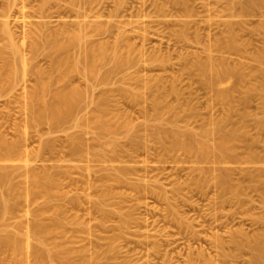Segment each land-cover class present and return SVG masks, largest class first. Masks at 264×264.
Wrapping results in <instances>:
<instances>
[{
    "label": "rangeland",
    "instance_id": "374dc122",
    "mask_svg": "<svg viewBox=\"0 0 264 264\" xmlns=\"http://www.w3.org/2000/svg\"><path fill=\"white\" fill-rule=\"evenodd\" d=\"M0 1H1L0 2V4H1L0 9H1V7L4 6L5 0H0ZM7 1H9V0H6V2ZM19 1L20 0H14V2H13V0H12V2H13L12 6H14V7L11 8L12 14L10 16V18H11L10 21H13L12 18H15V20L17 21V22L15 21V22L10 23L12 26V29L14 30V32L16 34L15 36H16L17 41H19L20 38L22 37V30L24 28H26V27H22L21 17H20L19 12L17 11L19 6H20ZM49 1H53V2L55 1V3H56L54 6V3L52 5V3L50 2L51 5L54 7L51 6L52 8H50L49 7L50 5H49L48 8L46 9V12L48 13L49 17L47 16V17L36 18V17H32V16H27L24 18V20H26V21H29V20L30 21H32V20L33 21L34 20H41L42 21L43 20L44 21L47 19V20H49L50 23L47 20L46 21L50 25H52V27H56L57 24H55V23L57 22L58 18L60 19L62 17L61 19H64L66 16V19L68 18V20H70V18L73 19L72 16L68 17V14H66V13L71 12L69 7H73V5H72L73 0H69V1L68 0H63V1L62 0H48V2ZM56 1H58V3ZM80 1H82V0H80ZM155 1H156V3L161 2V0H143V1L142 0H97V2H96V0L92 1L91 4L93 5V8L94 9L99 8L100 10H103L102 12L105 13L104 15H107L109 12H112L113 9H115V11L113 10L114 12H119V10H120V12H119L120 17L119 16L118 17H119V19L122 18L121 19L122 21L124 20L123 22L125 25H123L122 21L120 23L118 21H116V17H112V20L114 22L119 23L123 27V29H126V30L128 29L127 31L133 29L132 31L135 32V30H134L135 28H138L136 30H139L141 28L139 30V32H141V33H139V34H143L145 32V36L144 37L138 36L137 35L138 31H136L135 32L136 34L134 33L136 36L132 35L134 37H131V42L132 43L134 42L136 44L135 45L136 49L134 48L135 51L133 50V53L131 54V55H133V57H135V59L133 58V61L131 62L133 64L128 63L130 65L125 64L122 66H117L118 68H116V66H113L114 62H112L114 58H111V60L108 59L111 62L110 66H109V63L107 65L106 62H105L106 64L103 63V64H101V66H98V71H99L100 75L97 74V75H99V76H97V77H99L98 80H95L97 77L95 79H93V81L95 80V83H96V81H99V79L101 78V75L105 72V69L108 70V68L110 67L109 70L112 72H110L111 75L108 76L110 78L109 80H107L106 82H102L100 79V81L102 83H100V82L96 83V86L98 84L99 85L97 88L95 87L93 94L90 93V95L87 94L90 90H87L85 92V89H86L85 88L86 87L85 81L86 80L84 79V77L81 76V73H79L77 71H75L77 73L72 72V74H74V76L70 73L69 76L65 79V81H63V80L59 79L57 70L54 67L55 65L53 66L54 68L52 69V76H53V78H52V80H53L52 81V85H53L52 89L61 88L63 84L67 83V81H69L68 83H71V84L73 83L78 87L80 86V84H81L80 87H82L84 85V87L81 88L84 90L83 96H82L83 98L82 97L80 98V100L82 99L83 101L79 100V102H78L79 104L77 103V105H76L77 108L75 107L73 114L70 117L62 119L63 122L61 120L56 125L50 123V124L38 125V127L34 126V128H31V127L27 128L24 126V123H25L23 121L24 120L23 119L24 113L22 112L21 104L19 103V101H20L19 92L20 91L18 89H12V90H5V91L0 92L1 93L0 94V136L4 135L3 137H6V138L8 137L7 139H9V140H10V138L13 139L16 136L15 134H17V136L19 135V136L23 137L22 141H24V144H25L24 146L28 147V148H26L27 151L29 149L28 154L31 157L30 158L31 165L33 163L34 165H32V166H34V167L40 166L41 168L40 167L39 168L41 170H42V168H43V170H45L44 169V167H45L48 171L47 173H49V174L53 173L52 177L54 176L55 179H57V180L59 179L58 180L59 181L58 186H60V187L55 189V193L52 195L53 197L51 198V200L48 199L45 201L44 198L40 197V198H37V199L29 202L30 204H29L28 208L30 210L28 212V215L30 214L33 216V212L36 211V209H38L39 207L43 208L42 206H46L49 208L48 213H46L47 215L50 213L52 214L54 212L55 205H60L61 208H63L65 206L66 208L64 207L63 209H61L60 216H61V219L65 223L66 233H68V235H69L73 231V234H74V229L76 227L77 228L80 227L83 230L86 228L84 231L85 233L83 232V230L80 231V235L82 236V234H85L87 236V238H85L83 235L82 238L79 239L80 241L78 240L81 243L77 242V240H76V243H75V241L73 242V246L76 249H78V248L79 249H83V248L87 249L85 251L86 252L85 255L87 254L85 259H87V260L83 259L84 262L81 263L82 260L79 259V261L78 260L74 261L73 264H186L187 259L189 260V257L192 258V261L194 259L195 264H211V263L212 264H251V261L253 259L252 258L253 253H252L250 246L247 245L248 247L246 246L245 248H244V246L241 248H237L236 246H234L235 245V243H234L235 237L238 238L241 235L245 236L243 238H247V240L250 241V245H251V243L254 244L257 241H261L263 243V249L260 253V259L258 260L257 263L264 264V229H263L264 228V224H263L264 223V218H263L264 217V184H263L264 179L262 181L263 183L261 182L259 185H257L258 187L260 186V188L255 186V189H254V186L252 185L253 186L252 187L250 185L252 183H250V180L248 181V179H250V178H248L247 174H246V172L249 171V169H250V171H252L251 169L253 168V171L256 170V172L261 173L262 177L264 178V167H263L264 166V158H263L264 157V154H263L264 153V103L261 102V98L259 99V97H260V95H258L259 93L258 92L256 93L253 91L249 95L250 97H248L246 102H244V103L238 102V104H236V108H237L236 111H238V112L235 111L234 116L232 115V117H231V121L232 122L236 121L235 122L236 125L240 124L241 127H243L242 129H245L247 131V138L246 139H248V140L246 141V143L243 146L241 145L242 147L240 146L236 149L237 151H235L233 157H231L230 159H227L225 161L220 160V158L215 159L216 156H210L212 158H210V157L209 158L212 161L208 158L207 160H209V161H207V160L202 161L203 162L202 163L201 161H198L193 154H189V155L185 154V153H183L182 150H178V153L181 155L182 159L185 162H183L180 157L178 159V156H180V155L176 154L177 159L179 160L178 161L174 154L172 155L174 157L170 156L171 154L166 156V153L161 151V149L159 150V148H158L159 145L156 143V141L153 138H151L152 136L150 137V135H149L150 133H149V129H148V126H150L154 123H157V122L161 123V126L164 130L165 137L169 138L167 136H169L170 133H172V129L174 131H182L183 129H186L187 126H188V128H190L192 126L191 129L199 131L198 129H201L202 126H203L202 129H204V127H205V129H209L208 127H210V128L213 126L215 127L216 124H218V122H220V123L222 122L220 120H222V115L225 114V106L221 105L222 103L219 100H217V98H215V95H216L217 90L219 89V86L221 87V89H224V88L227 89V87H229L231 85L229 81H233L234 77H232V78L229 77L230 78L229 81L226 79V80L222 81V83H218L219 85L213 84L211 87L208 85L202 84L200 82V80L198 79L199 76L196 74V71H192V70H194L193 68L191 70H189L190 68L188 67L190 65V63L192 65V63L195 61L194 59H196L197 57L198 58L203 57L201 55H204L207 57L208 54H210V55L215 54V56L213 55L214 57L212 56L213 57L212 59L215 58L214 59L215 62H216V60L218 61L219 58L221 57V58H224L230 65H234L237 63H243V65L245 64L244 65V68H245L244 73H245V77L246 76L248 77V80L246 79L247 77L246 78L244 77L246 79V82L249 83V81H251V83H253V85H255V86H257V85L261 86L262 85V87L264 88V86H263L264 85V79L262 78V76L264 77V74H262L264 71V60L262 59L261 61H259V60H256L254 57V53H256V51H259L260 49H262L264 47V46H262V45H264L263 44L264 43V31H263L264 30V28H263L264 27V0L263 1L262 0L256 1V6H258L259 4L260 5L258 6V9L256 6L253 7L252 10L256 9V10H253V12H252L251 8L249 7L250 8V10H249L248 6H247L248 10L245 13L240 10V4L249 5V0L248 1L247 0H227V1L226 0H217L218 2L216 0H210L211 1L210 3L208 2L209 0H191V1L189 0V6L192 4L191 2L194 3V5H193L194 7H192L193 9H191V7H190V9H191L190 11H192L190 13H188L189 11L184 7L185 11L188 14H191L189 16L187 15V13L183 14V12L180 13V14H182V16L178 15L179 13L177 14V12L176 13L172 12V11H176L177 10L176 8H178V9L182 8L180 3H177V5H176L174 3L175 1H173V0H172L173 3L171 2V0H162V2L159 3V6H160L159 7V6H157L158 3L156 4ZM240 1H242L244 3H242V2L240 3ZM61 2H63V3H61ZM213 2L215 4L217 3L216 6H215V4H213ZM118 3L120 5H117ZM149 3H151V4H149ZM36 4H39L38 0H28L27 5H25V7H24L26 14L32 12V10L35 8ZM57 4L58 5L60 4L59 8H58ZM121 4H122V7H121ZM154 4H155V6H154ZM174 4H175V6H174ZM66 5L69 7H67ZM115 5H117V7H115ZM15 6L17 8H15ZM162 6H164V7H162ZM196 6L198 9H196ZM200 6H202L201 8H203V6H205L206 8L204 7L203 9H201ZM232 6L235 8V10ZM63 7H64V9H63ZM156 7H159L160 10L157 9ZM223 7H225V9H223ZM242 7H243V5H242ZM210 8H213V10H211ZM215 8L216 9L218 8L219 10L218 9L216 10ZM55 9H57V11ZM69 10H70V12H69ZM183 10L180 9V11H183ZM204 10L207 11L206 14H205ZM236 10L237 11L240 10V11L237 12ZM152 11H153V14H151ZM157 11H158V14H157ZM161 11L164 13L161 14ZM166 11L168 12V14L170 16L173 15V17H170L169 15H167ZM197 11H199V12H197ZM208 11L209 12L211 11V12L209 13ZM230 11H232V13ZM58 12L60 14L64 15V17L63 16L55 17L59 14ZM106 12H108V13H106ZM114 12H112V13H114ZM195 12H197L201 16L197 15ZM145 13H147L146 16H145ZM218 13H219V15H218ZM239 13H241V15ZM49 14H51V15H49ZM140 14H142V15H140ZM154 14H155V16H153ZM13 15H14V17H13ZM162 15L163 16L165 15V16L163 17ZM205 15H207L208 17L210 16V17L207 18V17H205ZM175 16H176V18H175ZM191 16H192V18L190 21L188 19V17L190 18ZM195 16H197V17H195ZM104 17H106V16H102L103 19L107 18V17L106 18H104ZM165 17H168V18L164 19ZM179 17L181 19L184 18L181 21L186 20L187 23L189 20L190 21L189 23H191L192 26L194 25L193 27L197 28V31H195L196 30L195 28H194L195 29L194 30L193 27L192 28L189 27V26H191V24H187L186 27L187 28L189 27L190 30L188 29V31H187V29L185 28V31H186L185 34L186 35L182 34V32L184 33V31L180 29V20H179L180 18ZM161 18H163L162 20L163 21L165 20L166 23L172 21L171 19L174 18L176 20V23L174 22L175 20L173 19V23L172 22H170V23H172V24L175 23V25H172L169 23L166 24L165 22H163L161 24V22H162ZM196 18L197 19L199 18V19L197 20ZM200 18H202L201 20H203V19H205V20L201 21ZM228 18H229V20H228ZM244 18H245V20H242ZM128 19L132 20V21L134 20V22L138 21V23L135 22V24H134L132 21H129ZM177 19L179 21H177ZM194 19H196V21ZM221 19H222V21H221ZM232 19L234 21L238 20L237 22L234 23V25L237 26L235 29H232V28H234L233 24L231 26L232 27L231 28L232 33L238 31L237 33L233 34V37L238 41L240 40V38L241 39L243 38L242 41L247 40L246 42L244 41V43L241 42V44H239L241 40L238 42V45L236 48L240 47V45H241V47L238 48L239 49L238 53H237V49L234 48V50H233V48L231 49L230 47L224 46V44H223L224 41L222 42V40H221V39H223V37L225 38L227 35L230 34L228 32V29L226 28V25L224 27V23H222V22L223 21H231V23H233ZM127 20L130 23L132 22V24H134V26L131 27V24ZM153 20H154V22H153ZM192 20L194 21V23L192 22ZM206 20H209V21H206ZM219 20H220L221 24H223V25L219 26V24H220ZM147 21H149V22H147ZM151 21H152V23H150ZM204 21L208 24H206ZM216 21L218 22L216 24L218 26L214 25L216 23ZM140 22H141V24H140ZM197 22H198V24L200 22V24H199L200 26L197 25ZM212 22H215V23H212ZM211 23L214 26L219 27L217 29L214 28L216 30L215 32L217 34H219L218 29L222 28L221 29L222 31L220 30L221 31L220 33L224 32L222 35L223 37H221V34L216 36V33L213 32L214 29L212 30V28L214 26H210V25H212ZM240 23H241V25H240ZM259 23H263V25L259 26L260 25ZM136 24H139V25H136ZM242 24H244V25L242 26ZM141 25H144V27L151 26L152 29L150 27L149 28L148 27L143 28V26L141 27ZM168 25H172L171 27H172V30H174V32L171 30V27H169ZM201 25H203L204 27ZM239 25H240V27H238ZM125 26H126V28H125ZM129 26L131 27V29ZM136 26H139L140 28L136 27ZM206 26L207 27L209 26V28H206ZM253 26L255 28L252 30ZM256 26L257 27L259 26V27L257 28ZM244 27H245V29H244ZM247 27H248V29H247ZM168 28H169V30H168ZM177 28L180 30H178ZM210 28H211V30H210ZM239 28L240 29L243 28V29L240 30ZM259 28H261V29H259ZM201 29L203 30V32ZM204 29H207V30H204ZM158 30H159V33H157ZM175 30L177 31V33L175 32ZM208 30L210 31L209 33L213 32L214 38L212 35L211 36L214 40L216 37H219V36L221 37V39L219 38L221 40V44L223 45V46L220 45L221 50H217V49H219V47H216V45L213 44V43H215L214 40L211 43L212 38L209 40V38L211 36H209L210 34L207 33ZM223 30H225V31H223ZM152 31H154L155 33ZM178 31H181V32H179V34H178ZM194 31L196 32V34H198L199 32H202V33H199L198 36H200V34H201V36L203 35V37L205 39L203 37H200L198 39V36L195 34ZM259 32H260V34H259ZM203 33H205V34H203ZM251 33L253 35H251ZM187 34L191 38V40H189L190 38L187 36ZM193 34L196 35V38ZM240 34H241V36H239ZM247 34H250V36ZM177 35H179V37ZM180 35H183V36H180ZM184 35L186 36L185 39H183V37H185ZM174 36H176V37H174ZM206 36H208L209 38ZM135 37H138V39L137 38L135 39ZM206 38L210 42L206 41ZM3 39H4V37H3ZM3 39L0 38V46H2L6 42V39L5 40H3ZM175 39H176V41H175ZM193 39L195 40L194 42L192 41ZM200 39L202 41H200ZM254 39H255V41H254ZM110 40H112V38ZM190 41L193 42L192 46L189 45V44H191ZM197 41H198V43H197ZM186 43H189V44H186ZM210 43L215 45L214 48L216 47V49H213V47L210 45ZM245 43L247 45L244 46ZM183 44H186V45H183ZM194 44H198L197 47ZM206 44H209V46H211L210 50L205 49V47L207 48ZM5 45H6V43H5ZM186 47H188V48H186ZM246 47H247V49H246ZM72 48H73V50H72ZM72 48H71L70 52L72 51V54H75L77 51V50H75L76 49L75 46ZM195 48H196V50H195ZM242 48L243 49L245 48L244 49L245 52H243ZM211 49H212V52H211ZM240 49H241V51H240ZM41 50H40V52H42L41 54L48 52V49H43L42 51ZM183 50L187 53H185ZM254 50H256V51L254 52ZM136 51H138V52H136ZM139 51H140V53L142 52L140 55L138 54ZM40 52H39V54H40ZM246 52H248V53H246ZM160 53H162V54H160ZM41 54H40V56H38V57H40L39 63L43 64V65L45 63V65H46V59H44V56H42ZM50 55H51L50 59H52L53 61H54V58L57 57V56H55L57 54L52 53V52H50ZM138 55H139V57L140 56L141 57L140 58L136 57ZM160 55L162 57H164V59L168 55L166 58L167 62H166V60L161 59L162 57ZM198 55H200V56H198ZM38 57H37V59H38ZM41 57H43V58H41ZM147 58L148 59L150 58V60H148ZM158 58H159V60H158ZM40 59H42L44 61V63H42L43 61L42 60L40 61ZM136 59H138V60L136 61ZM200 59H202V58H200ZM203 59H205V57H203ZM160 60H162V61L159 64ZM191 60H193V62ZM236 60H237V62H236ZM240 60H241V62H240ZM148 61H149V63H148ZM152 62H153V64H152ZM161 64H163V65H161ZM191 65H190V67H191ZM82 66H83V64L81 65V67ZM111 66H113L117 71L115 69H111L112 68ZM248 66H249V68H248ZM81 67H80V70L82 71ZM99 67H101L100 70H99ZM104 67H105V69H104ZM186 67H188V69ZM101 69H104V72H101ZM248 70H250L252 73ZM260 70H261V72H260ZM209 72H208V74H209ZM210 75H212V74L210 73ZM148 76H150V77H148ZM76 77H77V79H76ZM152 77L153 78H160L161 82L159 80L158 81L159 83L157 82V84H159V86L161 88H164V89L166 88V90H167L166 95H167V99L169 100V103L168 102L167 103L170 104L169 106H171V107H168L167 109L170 108V110H171V111L169 110L170 112H168V110L166 109L167 112L165 111V113L161 112V114H159L155 111L153 105L151 104V101H150L151 99H150V95L148 94L149 93L148 89L145 88V84L143 86V83H144L145 79H150V78L152 79ZM141 78H143V79H141ZM169 78L172 82L169 80ZM261 78H262V80H261ZM79 79L81 82L79 81ZM88 79L92 80L90 77H88ZM173 80H174V82H173ZM30 81H32V80H27L26 83L31 84L33 82V81L30 82ZM87 82H90V81L87 80ZM108 82H110V83H108ZM77 83L78 84L80 83V84L77 85ZM141 85H142V87H141ZM172 85H175L176 88L181 90L180 91L181 93L179 92L178 94H176L179 99L181 98L180 100L177 99V97H175V94H172V92H169L170 91L169 87H171ZM222 85H223V87H222ZM53 87H55V88H53ZM132 87L133 88L135 87L134 90L138 89V91H140V93L142 92V94H143V95L140 94V96H139L140 98L138 97V99H135L136 101L134 99H132L130 97V95L128 94V90L132 89ZM121 90L123 93L121 92ZM103 91L107 95L110 96L111 101L109 99H108V101L111 103L110 104L108 103V104L110 105V107H112V109L113 108L116 109V110H114V109L113 110L115 112H117V117H118L117 120H119V119L121 120L122 117H124L123 114H125V117L129 119V121L132 125V128H131V125H129L130 127L128 126L127 128H126V126L123 125V126L117 127V131H116V129L112 132L109 130H103L104 132L102 133V131L98 130V128L95 126L96 124L94 122L92 123L91 114H93V112L96 111V109H97L96 108V106H97L96 100L99 97L100 93H104ZM183 91L184 92L186 91V92L184 93ZM168 92L170 93V95ZM84 94H85V97H87V98H84ZM9 95H11V96H9ZM86 95H88V96H86ZM92 95H94L93 96V98H94L93 103H92V99H91ZM182 95H184V96H182ZM238 96L240 97L239 94L238 95L235 94L236 98H239ZM8 97L9 98L11 97V98L9 99ZM90 99H91V101H89ZM140 99H142V100H140ZM167 99H166V101H167ZM187 102H189V103H187ZM16 103L17 104L19 103V106H17ZM177 103H178V106H177ZM181 103H182V106H179ZM84 104H85V106H84ZM183 104H185V106ZM243 105H244V109H243ZM183 106H184V109L182 108ZM172 107H173V109H172ZM178 107L182 108L181 109L182 111L180 110V108L177 110ZM186 107H188V108H186ZM78 108L79 109L81 108V109L79 110ZM91 110H92V112H91ZM189 111H191L192 113H190ZM196 111L199 112V114ZM115 112H114V114H115ZM172 112H174L177 117ZM82 114H84V115H82ZM114 114L111 115L112 118L113 117L116 118V116H114ZM160 115H162V116L160 117ZM179 115H181V117ZM194 115H196V117ZM78 116H80V117H78ZM173 116H174V118L175 117L176 118L174 119ZM242 116H243V118H241ZM171 117L173 118V120H171L172 119ZM80 118L82 121L80 120ZM21 119H23V120H21ZM261 119H262V121H260ZM78 120H79V122H78ZM174 120H176V121H174ZM17 124H20V125L22 124V126H20V125L17 126V128L20 129V131L18 129L16 131V125ZM223 124H224V122H223ZM13 125H15V127H13ZM48 125H49V128H48ZM256 125H257V127H256ZM41 127H42L43 131L45 130L44 132L41 130ZM259 127H261V128H259ZM167 128H169V129H167ZM23 129H25V131L27 129V132L24 133ZM170 129H171V131H170ZM22 131L24 134L22 133ZM115 131L117 133H114L115 135L112 134ZM135 131L138 133L139 138L141 139L140 140L141 141L140 148H138L139 147V145H138V147H136V150H135V148H132L133 146L132 147L130 146V141H129L131 133H134ZM25 134H26V136H25ZM13 135H15V136H13ZM31 135H33V136H31ZM40 135H42V136H40ZM109 135H111V136H109ZM39 136H40V138H42V140L39 138ZM74 136H75V138L77 136L80 137V139H81L80 141L83 142V144H81V145H83L82 148L80 146L82 151L79 150L78 155H77V153L72 154V152H69L70 148L68 145L71 144L69 141L74 139V138H72ZM140 136H143V139L145 138L146 140L145 139L142 140V137H140ZM109 137H110V139L113 138L114 140H116L117 143L119 142L118 149L122 145V146H124V148L127 151L130 150V149H128L129 147L134 149V150L131 149L132 153H131V151H129L130 153L128 152V154H127V152L123 153L125 151V149L123 148L124 149V150L122 149L123 152L120 149V151L122 153L121 152L117 153V152H115V150L111 151L112 152L111 153L109 151V149L111 148V145H109V141H110V139H108ZM43 139H47V140L51 141L53 144V148L51 149V151L50 150L44 151L42 154V152L40 153L39 152L40 150L38 149V147H39L38 143H40L38 140L43 141ZM77 139H79V138H77ZM106 139H108V141H106ZM258 139H259L260 143H259ZM248 141H250V142L248 143ZM128 142H129V146H128ZM26 143H28V144H26ZM247 143H248V145H247ZM103 144L105 145V147ZM88 145L91 147H88ZM252 145L253 146L255 145L257 148L255 146L253 147ZM29 146L31 148H33V151L34 150L36 151V149H37L40 154L38 153V156H37V154H36V156L34 155V153H37V152H34V153L32 152L30 154L31 149ZM156 146H158V147H156ZM247 146H249V148ZM34 147H36V148H34ZM100 147H102V148H100ZM107 148H109V149L107 150ZM254 148H256V149H254ZM89 149H90V151H89ZM111 149H113V148H111ZM148 149H149V151H148ZM52 150H54V151H52ZM101 150L102 151L105 150L104 151L105 153L102 152ZM154 150L157 151V155L155 154L156 152ZM239 150H241V151L239 152ZM247 150L248 151H250V150L256 151L257 155L259 154V156H257L259 158L255 159L256 160V161L254 160L255 162L249 161L248 160V154H246V153H248ZM100 151L103 154H101ZM106 151H108V152L106 153ZM135 151L139 152V153H136ZM67 152H68V154H67ZM241 152H243V153H241ZM96 153H97V155H96ZM116 153L120 157L117 158ZM133 153L134 154L136 153V154L134 155ZM175 153H177V151ZM70 154H71V156H70ZM121 154L122 155L124 154V155L122 156ZM131 154H132V156L133 155L134 156L132 157ZM242 154H243V156H241ZM33 155H34V157H33ZM93 155H94V157L95 156H98V157H96L94 159ZM106 155L108 156V158ZM129 155L131 156L130 158H132V159L129 158ZM161 155H163V156H161ZM184 155H187L189 162L186 161V159H187L186 156H185V158H183ZM67 156H68V158H67ZM81 156L85 157V158H82ZM168 156H170V157H168ZM32 157H33V159H32ZM37 157L38 158L40 157V159H37ZM189 157H192V159L190 158L192 161L189 160ZM213 157L215 160H213ZM242 157H245V158H242ZM35 158H36V160H35ZM124 158H125V160H124ZM136 158H139V159H136ZM163 158H165V159H163ZM167 158H169V159L167 160ZM193 158L195 159V162H194ZM77 159H80V160H77ZM116 159H119V160H116ZM174 159H175V161H174ZM240 159L242 161H247V162H242ZM243 159H245V160H243ZM261 159H263V160H261ZM161 160H162V162H161ZM196 160H197V162H196ZM217 160H218V162H217ZM171 162H173V163H171ZM210 162H212V163H210ZM12 163H14V162H12ZM78 165H81V166H78ZM85 165L86 166L88 165L87 167L88 168L91 167V168L88 169L87 167H85ZM105 165H107L108 167ZM170 165L173 167V169ZM101 166H102V168H101ZM113 166H115V167H113ZM131 166H132V168H128ZM164 166L167 168L164 169ZM200 166H202V167H200ZM38 167H36V168H38ZM68 167H69L70 171L68 170ZM79 167H80V170H79ZM103 167H105V168H103ZM121 167L123 169H125L127 172V173L123 172V173H125V175L123 176L125 178V179H123L124 181L122 180V181L118 182V181H113V180L108 181V180H106V178L104 179V177L107 176V173L109 171H116L118 168H121ZM125 167H127L130 170L132 169L133 171L131 170V172H130ZM21 168L19 167V169H18L15 166H11V165L8 166V168H7V169H9V171L11 170L10 173L12 175L10 174V176H11L10 177V183L13 186H20V187L23 186L22 182H24L23 177L25 176V173H24L25 169L24 168L21 169ZM64 168L66 170H68L69 172L68 171L66 172V170ZM115 168H117V169H115ZM229 168H230L229 172H231L230 175L232 174L231 176L232 177L234 176L233 177V178H235L234 180L241 182V188L239 191H241V189H242V191L245 190V191H243V193L241 191V192H237L238 194L235 195L234 193L232 194L231 192H227V190L224 191V193H223V190L218 188L219 186H217V183L215 182L218 173L221 171H224V169L226 170ZM254 168H256V169H254ZM125 170H123V171H125ZM204 170H205V172H204ZM209 170L210 171L212 170L211 171L212 173L209 172ZM213 170H214V172H213ZM105 171H108V172H105ZM20 172H22L23 175ZM201 172L204 174L202 175ZM136 173H139V174H136ZM205 173H206V175H205ZM108 174H110V172ZM213 174H215V175H213ZM91 175L93 177H91ZM186 175H189L188 178H186L187 177ZM204 175L205 176L208 175V177L205 178ZM62 176H64V177H62ZM136 176H138V177H136ZM196 176H199V177L197 178ZM190 177H192L193 179L197 178L199 180V182L201 181V179H203L204 182L202 180V184H200V186H198L199 182H198V185H197V182H195V185H194V183L193 184L191 183L193 180H192V178L190 179ZM209 177H210V180H209ZM84 178H85V180H84ZM233 178H231V179H233ZM24 179H25V177H24ZM93 179H95V180H93ZM127 179H129V180H127ZM176 179H177V181H176ZM188 179H190V180H188ZM206 179L209 180L210 182L207 181ZM11 180H12V182H11ZM69 180H71V181L69 182ZM104 180H106V181H104ZM139 180H141L142 182L140 183ZM205 180L207 181L208 184L205 183L206 182ZM60 181H61V183H60ZM76 181H77V183H76ZM127 181L131 182V184L128 183ZM183 181H186V182H183ZM188 181H191V182L189 183ZM212 181H214V182H212ZM104 182L107 183V184H105L106 188L109 189L111 194H110V197L108 200L100 203L102 200L100 197L101 196L100 192H102L104 190H102V191H99V190H101L102 188L105 187V185L103 184ZM154 182H156V183H154ZM187 182L190 184V189H189V187H187V185H188ZM101 183L103 184L102 186H104V187H101ZM143 183L144 184L146 183L145 187L143 186L144 185ZM179 183H181V185ZM182 183L183 184L185 183V185H184V186H186L185 188H184ZM204 183H205V185H204ZM92 184H93V186H92ZM133 184H135L134 186L138 185V186H136V189L133 186ZM155 184H158L157 187H159V184H160L162 186V188L159 187L158 188L159 190H157ZM151 185H152L153 189H151ZM174 185H176V187L179 186V188H178L179 190L176 188L174 189L172 187ZM154 186H155L156 190H154L155 189ZM182 186H183V188H181ZM208 186H210V187H208ZM140 188H141V191H140ZM170 188H173V189H170ZM204 188H206V189H204ZM213 188H214V190H213ZM146 189H148V191ZM180 189H183V190L181 191ZM218 190H220V191L218 192ZM95 191L96 192L98 191V192L96 193ZM136 191H138V192H136ZM158 191H164V193L159 192V194H158L157 193ZM173 191H175V192L177 191V192L173 194ZM154 192L157 195H155ZM221 192L223 193L222 195L220 194ZM98 195H100V196H98ZM167 195L170 197L169 200L174 195L173 196L174 200L171 199L173 202H170L171 200L170 201L168 200ZM234 195H235V197H234ZM67 196H69V197H67ZM166 196H167V198H166ZM66 198H68L69 200ZM225 198H226V200H224ZM96 199L99 200V203ZM67 200H68V204H67ZM12 201L13 200H11L10 202H12ZM95 201H97V203H95ZM167 201H168V203H167ZM104 202H106L107 204L106 203L104 204ZM74 203H75V205H77V204L78 205L74 206ZM172 203H175V204H172ZM66 204H67V206H66ZM97 204H98V208H96ZM100 204L102 205L101 208H100ZM168 204L169 205L172 204V205L169 207ZM102 207H104L103 209H105V210H103V212H102ZM1 211H3V210H0V212ZM66 211H67V213H66ZM1 213L4 216H6V218H4V217L0 218V228L4 229L6 227V225L8 224L7 223L8 219H10L9 218L10 213L9 212H6L5 214H4V212H1ZM105 213H107L109 216L107 217V214H106V216L104 215L105 216L104 219L107 217L104 220L103 217L101 218V216ZM123 215H124L125 220L122 218ZM73 216H75V217L73 218ZM125 217H128V218H125ZM15 218H17V217H15ZM24 218H25V216H24ZM4 219L7 221H4ZM11 219H13V218H11ZM98 219H99V221H98ZM100 219L102 222L100 221ZM17 220H19V218L16 219V221ZM103 220H104V222H103ZM126 220H127V222H126ZM262 220H263V222H262ZM13 221H15V219ZM19 221H22V220H19ZM76 222L78 224H76ZM14 224L15 223L13 222L12 225H9V226L7 225L8 227H6V228H8L9 230H13ZM101 224H103V225H101ZM1 225H2V227H1ZM53 226H57V224H53ZM6 228H5V230L7 231ZM80 228L78 229V231L80 230ZM259 228H260V230H259ZM3 229H2V231L0 230V234H3L2 233V232H4ZM70 229H72V230L70 231ZM76 229H75V232L77 231ZM81 232H83V233H81ZM238 232H241V233H238ZM96 233H98V234H96ZM235 234L236 235L238 234V235L235 236ZM249 235H251V236H249ZM95 236H97V237H95ZM71 237H72V234L70 235V238ZM100 237H102L103 239H100ZM106 237H110L113 240L112 241L113 245L110 246L111 248L107 247L108 244L105 242V241H107ZM232 237H234V239ZM241 238L242 237H240V239ZM96 239L100 240V241H97ZM220 240L223 242H218ZM232 240H233V242L231 243ZM244 241L246 242L245 239H244ZM33 243H35V245L37 243L38 244L37 246L40 245V243H38L35 240L33 241ZM233 243H234V245H233ZM80 244L83 246V248L81 247ZM98 245L100 246V248L98 247ZM97 250L98 251L100 250L101 252L100 251L99 252L101 254L99 253L100 257L98 255L99 258L96 257L97 258V260H96L94 257V252ZM223 253H225V255ZM211 260H212V262H211ZM208 261L211 263H209ZM47 263H50V262H47ZM28 264H32V262H29ZM50 264H54V263L51 262Z\"/></svg>",
    "mask_w": 264,
    "mask_h": 264
},
{
    "label": "bare ground",
    "instance_id": "6f19581e",
    "mask_svg": "<svg viewBox=\"0 0 264 264\" xmlns=\"http://www.w3.org/2000/svg\"><path fill=\"white\" fill-rule=\"evenodd\" d=\"M26 1V2H25ZM20 0L19 2H20V6H19V8H18V12H19V14H20V17H21V25H22V27H26V28H24L23 30H22V37L20 38V40L19 41H17V39H16V34H15V32H14V30L12 29V26H11V22H15L16 20H15V18H12L13 19V21H10L11 20V18H10V16H11V8L12 7H14V6H12L13 5V2H14V0H13V2H12V0L10 1H7L6 2V0L4 1V6L3 7H1V9H0V38L1 39H3V37H4V39L3 40H5L6 39V45H5V43L2 45V46H0V92H2V91H5V90H12V89H18L20 92H19V98H20V101H19V103L21 104V110H22V112L24 113V115H23V119H21V120H23L25 123H24V126L25 127H31V128H34V126L36 127H38V125H43V124H57L58 122H60L62 119H64V118H67V117H70L72 114H73V111L75 110V107L77 108V103L79 102V100H80V98L83 96V92H84V90L83 89H81L82 87H84V85L82 86V87H80L81 86V84H80V86L78 87V86H76L75 84H71V83H68L69 81H67V83H65V84H63L62 85V87L61 88H56V89H52V78H53V76H52V69L55 67L56 68V70H57V73H58V76H59V79H61V80H63V81H65V79L69 76V74L71 73L72 74V72L74 73L75 71H77V72H79V73H81V76L82 77H84V79L86 80H84L85 82H86V89H85V92L87 91V90H90L87 94L88 95H90V93L91 94H93V92H94V90H95V87L97 88L98 87V85L96 86V83L98 82H100V83H102V82H106L107 80H109L110 78L108 77L109 75H111V73L110 72H112V71H110L109 69H110V67L108 68V70L107 69H105V67H104V69H105V72H104V69H101V72H104L102 75H101V81H100V79H99V81H96V83H95V80H98V78L99 77H97V76H99L100 74H99V71H98V66H101V64H103V63H107V65H108V63H109V66L111 65L110 63V60H111V58H114L113 59V61L112 62H114V64H113V66H116V68H118L117 66H122V65H130V64H128V63H131L132 61H133V58L135 59V57H133V55H131L132 53H133V50H134V48L136 47L135 45V43L133 44L132 42H131V37H134V36H132V35H135L136 33V31H138V33H137V35L138 36H140V37H144L145 36V32L143 33V34H139V33H141V32H139V30L141 29L139 26H136V27H139L140 29L139 30H136V29H138V28H135L134 30H135V32H133L132 30L133 29H131V27H133L134 26V24H135V22L136 23H138V21H135L134 22V20L132 21V20H129V21H132L134 24H132V22L130 23L128 20V22L131 24V27H130V29L131 30H129V31H127L126 29H123V27L119 24L122 20V18L121 19H119V12H120V10H119V12H114L115 11V9H113L112 10V12H114V13H112V12H106V13H108L107 15H104L105 13H103L102 11L103 10H100L99 8H96V9H94L93 8V5L91 4L92 3V1H95V0H82V1H80V0H73L72 1V5H73V7H69V6H67V7H69L70 8V10H71V12H70V10H69V12L70 13H66V14H68V17H70V16H72L73 17V19H71L70 18V20H68V18L66 19V16H65V18L64 19H61L62 17L61 16H63L64 17V15H62V14H60L59 12V14L57 15V16H55V17H61L59 20L57 19V22L55 23V24H57V26L56 27H52V25H50L49 23V20H32V21H26V20H24V18L25 17H27V16H32V17H36V18H38V17H47L48 16V13L46 12V9L48 8V6L50 7V8H52V7H54L55 6V1L53 2V1H49L48 2V0H38L39 1V4H36V6H35V8L32 10V12H30V13H27L26 14V12H25V10H24V7H25V5H27V3H28V0ZM63 1V0H62ZM69 1V0H68ZM143 1V0H142ZM173 1H175L174 3L177 5V3H180L181 4V6H182V8L184 9H182V8H176L177 10L176 11H172L173 13L175 12H177V14L178 15H180V16H182V14H180V13H182L183 12V14L185 13H187L186 11H185V8L189 11L188 13H190V12H192V11H190L191 9H193L192 7H194L193 5H194V3L193 2H191L192 4L189 6V0H173ZM173 1L171 0V2L173 3ZM191 1V0H190ZM217 1V0H216ZM227 1V0H226ZM248 1V0H247ZM256 1H258V0H249V5H245V4H240V10L241 11H243L244 13L245 12H247V10L249 9L250 10V8H251V10H252V8L253 7H255L256 6ZM263 1V0H262ZM1 2V1H0ZM6 2V3H5ZM37 2V1H36ZM52 3V5H53V3H54V6H52L51 5V3ZM57 3H58V1H56ZM96 2H97V0H96ZM151 2V1H150ZM161 2H162V0H161ZM161 2H157L158 3V5L157 6H159V3H161ZM195 2V1H194ZM200 2V1H199ZM198 2V3H199ZM202 2V1H201ZM209 3L211 2L210 0L208 1ZM207 2V3H208ZM218 2V1H217ZM231 2V1H230ZM242 1H240V3H241ZM50 3V4H49ZM61 3H63V2H61ZM121 3V2H120ZM144 3V2H143ZM155 3H156V1H155ZM156 3V4H157ZM167 3V2H166ZM229 3V2H228ZM242 3H244V2H242ZM258 3V2H257ZM30 4V3H29ZM28 4V5H29ZM142 4V3H141ZM149 4H151V3H149ZM175 4H174V6H175ZM201 4V3H200ZM199 4V5H200ZM213 4H215L214 2H213ZM217 4V3H216ZM216 4H215V6H216ZM232 4V3H231ZM248 4V3H247ZM1 5V4H0ZM58 5V4H57ZM60 5V4H59ZM58 5V8L60 7ZM117 5H120L119 3L117 4ZM117 5H115V7H117ZM161 5V4H160ZM163 5V4H162ZM172 5V4H171ZM184 5V6H183ZM203 5V4H202ZM208 5V4H207ZM229 5V4H228ZM242 5H243V7H242ZM260 5V4H259ZM258 5V6H259ZM52 6V7H51ZM154 6H155V4H154ZM167 6V5H166ZM225 6V5H224ZM231 6V5H230ZM247 6H248V9H247ZM258 6H256L257 7V9H258ZM121 7H122V4H121ZM160 7V6H159ZM159 7H156L157 9H159ZM162 7H164V6H162ZM169 7V6H168ZM177 7V6H176ZM185 7V8H184ZM190 7H191V9H190ZM199 7V6H198ZM202 6H200V8H201ZM205 6H203V8H204ZM233 7V6H232ZM250 7V8H249ZM15 8H17L16 6H15ZM33 8V7H32ZM57 8V7H56ZM149 8V7H148ZM203 8H201V9H203ZM206 8V7H205ZM220 8V7H219ZM230 8V7H229ZM234 8V7H233ZM239 8V7H238ZM237 8V9H238ZM63 9H64V7H63ZM118 9V8H117ZM116 9V10H117ZM121 9V8H120ZM153 9V8H152ZM170 9V8H169ZM180 9L181 10H183V11H180ZM196 9H198L197 8V6H196ZM211 10H213V8H210ZM216 9V8H215ZM218 9V8H217ZM216 9V10H217ZM223 9H225V7H223ZM227 9V8H226ZM56 11H57V9H55ZM54 10V11H55ZM143 10V9H142ZM147 10V9H146ZM160 10V9H159ZM158 10V11H159ZM162 10V9H161ZM166 10V9H165ZM172 10V9H171ZM174 10V9H173ZM200 10V9H199ZM207 10V9H206ZM219 10V9H218ZM233 10V9H232ZM234 10H235V8H234ZM233 10V11H234ZM239 10V11H240ZM253 10H256V9H253ZM253 10H252V12H253ZM13 11V10H12ZM118 11V10H117ZM156 11V10H155ZM158 11H157V14H158ZM168 11V10H167ZM166 11V12H167ZM194 11V10H193ZM203 11V10H202ZM205 11V10H204ZM225 11V10H224ZM237 11V10H236ZM239 11H237V12H239ZM61 12V11H60ZM149 12V11H148ZM165 12V13H166ZM171 12V11H170ZM169 12V13H170ZM197 12H199V11H197ZM197 12H195L197 15H200V14H198ZM201 12V11H200ZM206 12L207 11H205V14H206ZM209 12V11H208ZM211 12V11H210ZM209 12V13H210ZM231 13H232V11H230ZM256 12V11H255ZM151 13V12H150ZM155 13V12H154ZM164 12H162L161 11V14H163ZM172 13V14H173ZM187 13V15L189 16V15H191V14H188ZM202 13V12H201ZM214 13V12H213ZM212 13V14H213ZM224 13V12H223ZM243 13V14H244ZM52 14V13H51ZM51 14H49V15H51ZM64 14V13H63ZM65 14V15H66ZM122 14V13H121ZM143 14V13H142ZM142 14H140V15H142ZM151 14H153V11H152V13ZM194 14V13H193ZM204 14V13H203ZM211 14V15H212ZM227 14V13H226ZM240 15H241V13H239ZM249 14V13H248ZM253 14V13H252ZM53 15V14H52ZM56 15V14H55ZM138 15V14H137ZM147 15V13H145V16ZM167 15H169L168 14V12H167ZM214 15V14H213ZM218 15H219V13H218ZM217 15V16H218ZM246 15V14H245ZM102 16H106V17H104V18H106V19H103L102 18ZM119 16V17H118ZM122 16V15H121ZM153 16H155V14L153 15ZM163 16V15H162ZM165 16V15H164ZM163 16V17H164ZM170 16V15H169ZM201 16V15H200ZM204 16V15H203ZM230 16V15H229ZM234 16V15H233ZM238 16V15H237ZM244 16V15H243ZM249 16V15H248ZM10 19H9V18ZM13 17H14V15H13ZM49 17V16H48ZM52 17V16H51ZM112 17H116V21H118L119 23H117V22H114L113 20H112ZM118 17V18H117ZM170 17H173V15L172 16H170ZM184 17V16H183ZM195 17H197V16H195ZM205 17H207V18H209L207 15H205ZM19 18V17H18ZM168 17H165L164 19H167ZM175 18H176V16H175ZM178 18V17H177ZM180 18V17H179ZM185 18V17H184ZM183 18V19H184ZM187 18V17H186ZM191 18H192V16L189 18L188 17V19L191 21ZM246 18V17H245ZM245 18L244 19H242V20H245ZM160 19V18H159ZM163 18H161V20H162ZM170 19V18H169ZM174 19V18H173ZM173 19H171L172 21H170V22H172L173 23ZM183 19H179L180 20V29L181 30H183L184 31V33L182 32V34H185L186 33V31H185V28L187 29V31H188V29H189V27H193L192 26V24L191 23H189L190 21L188 20V23H187V21L186 20H184V21H181V20H183ZM197 19V18H196ZM196 19H194L195 21H196ZM199 19V18H198ZM197 19V20H198ZM202 18H200V20H201ZM259 19V18H258ZM19 20V19H18ZM56 20V19H55ZM156 20V19H155ZM175 20V19H174ZM178 19H177V21H179ZM203 20H205V19H203ZM203 20H201V21H203ZM228 20H229V18H228ZM233 20V19H232ZM251 20V19H250ZM124 21V20H123ZM122 21V22H123ZM206 21H209V20H206ZM221 21H222V19H221ZM238 21V20H237ZM237 21H234L233 20V23H231V21H223L222 23H224V27H225V25H226V28L228 29V32L230 33L229 35H227L225 38L222 36L223 35V33L224 32H222V33H220L222 30V28L221 29H218L219 31H218V33L219 34H217L215 31V29H217V28H219V27H216V26H218V25H216L218 22L216 21V23L215 22H212V23H215L214 25H216V26H214L212 23V25H210V26H214L213 28H212V30L214 29V31L213 32H215L216 33V36L217 35H220L221 34V37H223V39H221V37L219 36V37H216L215 38V40L213 39L214 38V36H213V32H211V33H209L210 31L208 30V32L207 33H209L210 35L209 36H213V38H212V36L209 38L208 36H206V37H208L209 38V40L211 39V43H212V41L214 40V42L215 43H213V44H215L216 45V47H219V49H217V50H221V46L220 45H222L221 44V40H222V42H223V44H224V46H227V47H230L231 49L233 48V50H234V48L235 49H237V53H238V48H240L241 47V45H240V47H238V48H236L237 47V45H238V42L240 41V43L239 44H241V42L242 43H244V41H242V39L240 38V40L238 41V40H236L234 37H233V34L234 33H237L238 31H236V32H231V26H232V24L234 25V23L235 22H237ZM240 21V20H239ZM248 21V20H247ZM17 22V21H16ZM126 22V21H125ZM127 22V23H128ZM147 22H149V21H147ZM153 22H154V20H153ZM157 22V21H156ZM155 22V23H156ZM163 22H165L166 23V21L164 20H162V22H161V24L163 23ZM170 22H168L169 24H172V23H170ZM175 23H176V20L174 21ZM192 22L194 23V21L192 20ZM205 22V21H204ZM219 22H220V20H219ZM259 22V21H258ZM126 23V24H127ZM128 23V24H129ZM150 23H152V21L150 22ZM168 23H166V24H168ZM175 23L174 24H172V25H175ZM196 23V22H195ZM206 23V22H205ZM140 24H141V22H140ZM143 24V23H142ZM149 24V23H148ZM187 24H191V26H189L188 28L186 27V25ZM199 24H200V22H199ZM198 24V22H197V25H199ZM206 24H208V23H206ZM260 25L259 26H262L263 25V23H259ZM123 25H125L124 24V22H123ZM136 25H139V24H136ZM172 25H168L169 27H171ZM196 25V26H197ZM204 25V24H203ZM203 25H201V26H203ZM221 25H223V24H221V22H220V24H219V26H221ZM240 25H241V23H240ZM240 25L238 26V27H240ZM244 24H242V26H243ZM55 26V25H54ZM143 26V28H147V27H144V25H141V27ZM200 26V25H199ZM258 26V27H259ZM150 28H151V26H149ZM148 27V28H149ZM157 27V26H156ZM161 27V26H160ZM166 27V26H165ZM179 27V26H178ZM198 27V26H197ZM204 27V26H203ZM237 26L236 25H234V28H232V29H235ZM257 27V26H256ZM257 27V28H258ZM125 28H126V26H125ZM128 28V27H127ZM163 28V27H162ZM161 28V29H162ZM195 27H193V29H194ZM200 28V27H199ZM206 28H209V26L207 27L206 26ZM255 27L253 26V28H252V30L254 29ZM264 28V27H263ZM152 29V28H151ZM158 29V28H157ZM156 29V30H157ZM178 29V28H177ZM180 29H178V30H180ZM196 29V30H195ZM194 30L195 31H197V28H195ZM203 29V28H202ZM201 29V30H202ZM240 29V28H239ZM241 29H243V28H241ZM240 29V30H241ZM244 29H245V27H244ZM247 29H248V27H247ZM259 29H261V28H259ZM258 29V30H259ZM146 30V29H145ZM150 30V29H149ZM164 30V29H163ZM168 30H169V28H168ZM171 30H172V27H171ZM190 30V29H189ZM200 30V29H199ZM204 30H207V29H204ZM210 30H211V28H210ZM221 30V31H220ZM238 30V29H237ZM251 30V31H252ZM147 31V30H146ZM161 31V30H160ZM173 32H174V30H172ZM194 31V32H195ZM223 31H225V30H223ZM250 31V32H251ZM255 31V30H254ZM264 31V30H263ZM133 34H132V33ZM152 32H154V31H152ZM167 32V31H166ZM169 32V31H168ZM175 32L177 33V31L175 30ZM179 32H181V31H178V34H179ZM202 32H203V30H202ZM202 32H199V33H202ZM262 32V31H261ZM135 33V34H134ZM155 33V32H154ZM157 33H159V30H158V32ZM172 33V32H171ZM170 33V34H171ZM199 33L198 34H196V32H195V34L198 36L199 35ZM206 33V34H207ZM254 33V32H253ZM257 33V32H256ZM263 33V32H262ZM203 34H205V33H203ZM226 34V33H225ZM228 34V33H227ZM232 34V35H231ZM255 34V33H254ZM259 34H260V32H259ZM158 35V34H157ZM166 35V34H165ZM186 35V34H185ZM184 35V36H185ZM194 35V34H193ZM196 35H194L195 36V38H196ZM208 35V34H207ZM215 35V34H214ZM247 35H249L250 36V34H247ZM246 35V36H247ZM251 35H253L252 33H251ZM136 36V35H135ZM178 37H179V35H177ZM180 36H183V35H180ZM187 36H188V34H187ZM235 36V35H234ZM237 36V35H236ZM239 36H241V34L239 35ZM170 37V36H169ZM174 37H176V36H174ZM189 37V36H188ZM200 37H203V35L201 36V34H200V36H198V39L200 38ZM112 38V40H110ZM138 39V37H135V39ZM186 38V36L185 37H183V39H185ZM190 38V37H189ZM194 38V39H195ZM204 38V37H203ZM221 40H220V39ZM255 38V37H254ZM259 38V37H258ZM261 38V37H260ZM109 39V40H108ZM145 39V38H144ZM192 40L193 42L195 41V40ZM202 39V38H201ZM200 39V41H202ZM205 39V38H204ZM247 39V38H246ZM189 40H191V38L189 39ZM259 40V39H258ZM175 41H176V39H175ZM180 41V40H179ZM185 41V40H184ZM187 41V40H186ZM206 41H208L207 40V38H206ZM247 41V40H246ZM245 41V42H246ZM252 41V40H251ZM254 41H255V39H254ZM20 42V43H19ZM183 42V41H182ZM191 42V41H190ZM193 42H191V44H189V43H186V44H189V45H191L192 46V43ZM208 42H210V41H208ZM196 43V42H195ZM197 43H198V41H197ZM210 43V45L213 47V49H216V47L214 48V46L215 45H213V44H211ZM251 43V42H250ZM180 44V43H179ZM186 44H183V45H186ZM202 44V43H201ZM205 44V43H204ZM264 44V43H263ZM194 45H196V47H197V45L198 44H194ZM207 45V48L205 47V49H207V50H210V47L211 46H209V44H206ZM245 45H247L246 43L244 44V46ZM262 45V44H261ZM75 46V50H77L76 51V53L75 54H72V51L70 52V50H71V48L72 47H74ZM188 46V45H187ZM223 46V45H222ZM243 46V45H242ZM262 46H264V45H262ZM203 47V46H202ZM249 47V46H248ZM259 47V46H258ZM142 48V47H141ZM186 48H188V47H186ZM225 48V47H224ZM262 48V47H261ZM43 50V49H48V52H45L44 54H41L42 52H40V50ZM136 49V48H135ZM182 49V48H181ZM192 49V48H191ZM230 49V50H231ZM243 49V48H242ZM245 49V48H244ZM244 49H243V52H245L244 51ZM246 49H247V47H246ZM41 50V51H42ZM72 50H73V48H72ZM139 50V49H138ZM195 50H196V48H195ZM223 50V49H222ZM259 50V49H258ZM135 51V50H134ZM142 51V50H141ZM184 51V50H183ZM240 51H241V49H240ZM256 50H254V52H255ZM39 52H40V54L42 55V56H44V59H46V65H45V63H44V61L42 60V59H40V61L42 60L43 62L42 63H44V65L43 64H40L39 63V58L40 57H38V56H40V54H39ZM50 52H52V53H55V54H57V55H55V56H57V57H53L54 58V61L52 60V59H50ZM136 52H138V51H136ZM143 52V51H142ZM141 52V53H142ZM185 52V51H184ZM192 52V51H191ZM203 52V51H202ZM208 52V51H207ZM211 52H212V49H211ZM235 52V51H234ZM249 52V51H248ZM248 52H246V53H248ZM71 53V54H70ZM140 53V51H139V55L141 54ZM167 53V52H166ZM185 53H187V52H185ZM245 53V54H246ZM39 54V55H38ZM160 54H162V53H160ZM168 54V53H167ZM171 54V53H170ZM180 54V53H179ZM182 54V53H181ZM199 54V53H198ZM229 54V53H228ZM242 54V53H241ZM240 54V55H241ZM139 55L138 56H136V57H139ZM144 55V54H143ZM152 55V54H151ZM154 55V54H153ZM166 55V54H165ZM185 55V54H184ZM194 55V54H193ZM214 56H215V54H213ZM213 55H210V54H208L207 55V57L206 56H204V55H201V56H203V57H205V59H203V57H197L196 59H194L195 61L193 62V60H191L193 63H192V65H191V63H190V65H191V67H190V65L188 66L190 69L189 70H191L192 68L194 69V70H192V71H196V74L199 76V80H200V82L202 83V84H204V85H208V86H212L213 84H218V83H222V81H224V80H230V78L229 77H234L233 78V81H229L230 82V86L229 87H227V89L226 88H224V89H221V87L219 86V89L217 90V92H216V95H215V98H217V100H219L222 104L221 105H224L225 106V114H223L222 115V120H220V121H222L221 123L220 122H218V124H216V126L214 127H208L209 129H205V127H204V129H202L203 128V126L201 127V129H198L199 131H196V130H193V129H191L192 128V126L190 127V128H188V126L186 127V129H183L182 131H174L173 129H172V133H170V135L169 136H167V137H169V138H166L165 137V134H164V130H163V128H162V126H161V123H154V124H152V125H150V126H148V129H149V135H150V137L151 138H153L155 141H156V143L159 145V147L158 146H156V147H158L159 148V150L161 149V151H163L164 153H166V156L167 155H170V156H172L173 154L175 155V157H176V159H177V155L179 154L178 153V150H182L183 151V153H185V154H193L194 156H195V158L198 160V161H206L210 156H216L215 157V159L216 158H220V160H222V161H225V160H227V159H230L231 157H233L234 156V153H235V151H237L236 149L238 148V147H240L241 145L243 146L245 143H246V141L248 140V139H246L247 138V131L245 130V129H242L243 127H241V125L239 126L238 124L236 125V121L235 122H232L231 121V117H232V115L234 116V114H235V111H236V104H238V102L239 103H241V102H246L247 101V99H248V97H250L249 95L251 94V92H258L259 94L258 95H260V97H259V99L261 98V102H263L264 103V88L262 87V85L260 86H255V85H253V83H251V81H249V83L248 82H246V79L248 80V77L246 78L245 77V73H244V65H243V63H237V64H234V65H230L224 58H219V60L217 61L216 60V62L214 61V59H212L214 56ZM146 56V55H145ZM144 56V57H145ZM161 56V55H160ZM164 56V55H163ZM168 56V55H167ZM167 56L165 57V59H164V57H160L161 59H164V60H166V58H167ZM198 56H200V55H198ZM213 56V57H212ZM227 56V55H226ZM231 56V55H230ZM229 56V57H230ZM238 56V55H237ZM37 57H38V59H37ZM49 57V58H48ZM141 57V56H140ZM139 57V58H140ZM159 57V56H158ZM170 57V56H169ZM254 57H255V59L256 60H259V61H261L262 59L264 60V47L262 48V49H260L259 51H256V53H254ZM41 58H43V57H41ZM184 58V57H183ZM187 58V57H186ZM200 58H202V59H200ZM235 58V57H234ZM244 58V57H243ZM247 58V57H246ZM36 59V60H35ZM108 59H110V60H108ZM148 59V58H147ZM171 59V58H170ZM179 59V58H178ZM191 59V58H190ZM229 59V58H228ZM227 59V60H228ZM53 62H52V61ZM138 59H136V61H137ZM148 60H150V58L148 59ZM158 60H159V58H158ZM157 60V61H158ZM181 60V59H180ZM183 60V59H182ZM108 61V62H107ZM135 61V62H136ZM147 61V60H146ZM161 61L162 60H160V62H159V64L161 63ZM184 61V60H183ZM186 61V60H185ZM231 61V60H230ZM235 61V60H234ZM139 62V61H138ZM165 62V61H164ZM166 62H167V60H166ZM236 62H237V60H236ZM240 62H241V60H240ZM105 63V64H106ZM146 63V62H145ZM148 63H149V61H148ZM158 63V62H157ZM181 63V62H180ZM232 63V62H231ZM246 63V62H245ZM83 64V66L81 67V65ZM131 64H133V63H131ZM152 64H153V62H152ZM233 64V63H232ZM55 65V66H54ZM161 65H163V64H161ZM54 66V67H53ZM105 66V65H104ZM113 66H111L112 68L111 69H115ZM132 66V65H131ZM260 66V65H259ZM80 67H81V69H82V71L80 70ZM108 67V66H107ZM188 67H186L187 69H188ZM256 67V66H255ZM100 68L101 67H99V70H100ZM248 68H249V66H248ZM247 68V69H248ZM253 68V67H252ZM181 69V68H180ZM246 69V70H247ZM107 70V71H106ZM116 70V69H115ZM117 71V70H116ZM210 71V72H209ZM248 71H250V70H248ZM247 71V72H248ZM253 71V70H252ZM77 72H75V73H77ZM191 72V71H190ZM208 72H209V74H208ZM251 72V71H250ZM260 72H261V70H260ZM78 73V74H79ZM114 73V72H113ZM192 73V72H191ZM210 73L212 74V75H210ZM252 73V72H251ZM97 74H99V75H97ZM178 74V73H177ZM262 74H264V71H263V73ZM73 76H74V74H72ZM71 75V76H72ZM156 75V74H155ZM210 75V76H209ZM250 75V74H249ZM70 76V77H71ZM181 76V75H180ZM80 77V76H79ZM81 77V78H82ZM88 77H90L92 80H90V79H88ZM97 77V78H96ZM148 77H150V76H148ZM160 77V76H159ZM171 77V76H170ZM176 77V76H175ZM246 79H245V78ZM96 78V79H95ZM162 78V77H161ZM164 78V77H163ZM180 78V77H179ZM229 78V79H228ZM262 78L264 79V77L262 76ZM262 78H261V80H262ZM58 79V80H59ZM76 79H77V77H76ZM93 79H95L94 81H93ZM141 79H143V78H141ZM174 79V78H173ZM250 79V78H249ZM27 80H32V81H30V82H32L31 84L30 83H26L27 82ZM71 80V79H70ZM83 80V79H82ZM87 80L88 81H90V82H87ZM160 80V78H153L152 77V79L150 78V79H145V81H144V83H143V86H144V84H145V88L146 89H148V94L150 95V101H151V104L153 105V107H154V109H155V111L157 112V113H159V114H161V112H164L165 113V111H166V109L168 108V107H171V106H169L170 104H168L169 103V100L167 99V95H166V93H167V90H166V88L164 89V88H161L160 86H159V84H157V82ZM164 80V79H163ZM169 80H170V78H169ZM177 80V79H176ZM194 80V79H193ZM79 81H80V79H79ZM171 81V80H170ZM81 82V81H80ZM84 82V83H85ZM111 82V81H110ZM110 82H108V83H110ZM160 82H161V80H160ZM172 82V81H171ZM173 82H174V80H173ZM198 82V81H197ZM56 83V82H55ZM159 83V82H158ZM177 83V82H176ZM191 83V82H190ZM257 83V82H256ZM57 84V83H56ZM78 83H77V85H79ZM252 84V85H251ZM60 85V84H59ZM75 85V86H74ZM167 85V84H166ZM189 85V84H188ZM219 85V84H218ZM217 85V86H218ZM221 85V84H220ZM264 86V85H263ZM139 87V86H138ZM141 87H142V85H141ZM209 87V88H210ZM222 87H223V85H222ZM53 88H55V87H53ZM135 88V87H134ZM134 88L132 87V89H129L128 90V94L130 95V97L132 98V99H138V97L140 96V94H142V92L140 93V91H138V89H136V90H134ZM170 89V91L169 92H172V94H175V97H177V99H179L178 98V96L176 95V94H178L181 90H179L178 88H176L175 87V85H172L171 87H169ZM181 88V87H180ZM184 88V87H183ZM218 88V87H217ZM140 89V88H139ZM178 89V90H177ZM191 89V88H190ZM221 89V90H220ZM112 90V89H111ZM141 90V89H140ZM189 91V90H188ZM104 92V91H103ZM121 92H122V90H121ZM168 92V93H169ZM184 92V91H183ZM186 92V91H185ZM184 92V93H185ZM236 92V93H235ZM238 92V93H237ZM123 93V92H122ZM181 93V92H180ZM1 94V93H0ZM99 94V93H98ZM235 94H239L240 95V97L239 98H236L235 97ZM16 95V94H15ZM18 95V94H17ZM88 95H86V96H88ZM127 95V94H126ZM143 95V94H142ZM169 95H170V93H169ZM257 95V94H256ZM9 96H11V95H9ZM14 96V95H13ZM93 96L94 95H92V97H91V99H92V103H93V100H94V98H93ZM182 96H184V95H182ZM181 96V97H182ZM109 97V98H108ZM125 97V96H124ZM143 97V96H142ZM149 97V96H148ZM188 97V96H187ZM9 98V97H8ZM11 98V97H10ZM9 98V99H10ZM18 98V99H19ZM83 98V97H82ZM84 98H87V97H85V94H84ZM140 98V97H139ZM213 98V97H212ZM91 99L89 100V101H91ZM96 99V98H95ZM108 99L110 100V96L109 95H107L105 92L104 93H100V95H99V97L97 98V100H96V111L95 112H93V114H91V120H92V123L94 122L96 125V127L98 128V130H101L102 131V133L104 132L103 130H109V131H114L115 129H116V131H117V127H119V126H126V128L129 126V125H131V123H130V121H129V119L128 118H126L125 117V114H123L124 115V117H122V119L119 121V120H117L118 119V117H117V112H115L114 110H116V109H112V107H110V103L111 102H109L108 101ZM166 99H167V101H166ZM176 99V98H175ZM181 99V98H180ZM179 99V100H180ZM82 100V99H81ZM80 100V101H81ZM88 100V99H87ZM140 100H142V99H140ZM251 100V99H250ZM249 100V101H250ZM10 101V100H9ZM83 101V100H82ZM111 101V100H110ZM136 101V100H135ZM176 101V100H175ZM141 102V101H140ZM168 102V103H167ZM182 102V101H181ZM19 103L17 104V106H19ZM109 103V104H108ZM187 103H189V102H187ZM79 104V103H78ZM113 104V103H112ZM191 104V103H190ZM151 105V106H152ZM184 106H185V104H183ZM193 105V104H192ZM191 105V106H192ZM83 106V105H82ZM84 106H85V104H84ZM83 106V107H84ZM176 106V105H175ZM177 106H178V103H177ZM176 106V107H177ZM179 106H182V103L179 105ZM184 106L182 107L183 109H184ZM239 106V105H238ZM114 107V106H113ZM189 107V106H188ZM188 107H186V108H188ZM194 107V106H193ZM240 107V106H239ZM238 107V108H239ZM262 107V106H261ZM18 108V107H17ZM89 108V107H88ZM180 107H178L177 108V110L179 109ZM182 108H180V110L182 109ZM241 108V107H240ZM246 108V107H245ZM20 109V108H19ZM79 109V108H78ZM81 109V108H80ZM79 109V110H80ZM172 109H173V107H172ZM243 109H244V105H243ZM77 110V109H76ZM88 110V109H87ZM168 110V112H170L171 110H170V108L169 109H167ZM170 110V111H169ZM176 110V109H175ZM179 110V111H180ZM20 111V110H19ZM18 111V112H19ZM84 111V110H83ZM94 111V110H93ZM178 111V112H179ZM182 111V110H181ZM248 111V110H247ZM91 112H92V110H91ZM114 112H115V114H114ZM167 112V111H166ZM187 112V111H186ZM190 113H192L191 111H189ZM188 112V113H189ZM197 112V111H196ZM236 112H238V111H236ZM241 112V111H240ZM90 113V112H89ZM121 113V112H120ZM174 115H175V113L174 112H172ZM198 114H199V112H197ZM20 114V113H19ZM76 114V113H75ZM114 114V116H116V118H112V116L111 115H113ZM172 114V115H173ZM194 114V113H193ZM244 114V113H243ZM82 115H84V114H82ZM121 115V114H120ZM122 115V116H123ZM187 115V114H186ZM240 115V114H239ZM247 115V114H246ZM245 115V116H246ZM81 116V115H80ZM80 116H78V117H80ZM86 116V115H85ZM119 116V115H118ZM162 115H160V117H161ZM176 116V115H175ZM180 117H181V115H179ZM190 116V115H189ZM195 117H196V115H194ZM241 116V115H240ZM17 117V116H16ZM21 117V116H20ZM83 117V116H82ZM177 117V116H176ZM175 117V118H176ZM237 117V116H236ZM235 117V118H236ZM89 118V117H88ZM172 118V117H171ZM173 118H174V116H173ZM173 118L171 119V120H173ZM174 118V119H175ZM188 118V117H187ZM234 118V117H233ZM241 118H243V116L241 117ZM245 118V117H244ZM18 119V118H17ZM221 119V118H220ZM256 119V118H255ZM80 120H81V118H80ZM179 120V119H178ZM239 120V119H238ZM242 120V119H241ZM254 120V119H253ZM82 121V120H81ZM87 121V120H86ZM174 121H176V120H174ZM260 121H262V119L260 120ZM62 122H63V120H62ZM78 122H79V120H78ZM217 122V121H216ZM223 122H224V124H223ZM241 122V121H240ZM244 122V121H243ZM20 123V122H19ZM83 123V122H82ZM85 123V122H84ZM201 123V122H200ZM150 124V123H149ZM189 124V123H188ZM255 124V123H254ZM257 124V123H256ZM18 125H20V124H17L16 125V131H17V126ZM76 125V124H75ZM202 125V124H201ZM20 126H22V124L20 125ZM77 126V125H76ZM261 126V125H260ZM263 126V125H262ZM13 127H15V125H13ZM24 127V128H25ZM130 127V126H129ZM198 127V126H197ZM256 127H257V125H256ZM44 128V127H43ZM48 128H49V125H48ZM51 128V127H50ZM124 128V127H123ZM131 128H132V125H131ZM172 128V127H171ZM194 128V127H193ZM259 128H261V127H259ZM37 129V128H36ZM39 129V128H38ZM130 129V128H129ZM167 129H169V128H167ZM180 129V128H179ZM250 129V128H249ZM19 131H20V129H18ZM41 130L43 131V129H42V127H41ZM137 130V129H136ZM181 130V129H180ZM23 131H24V133H26L27 132V129H26V131H25V129H23ZM23 131H22V133H23ZM45 131V130H44ZM43 131V132H44ZM113 132L112 134H114V133H117V132ZM170 131H171V129H170ZM41 132V131H40ZM139 132V131H138ZM259 132V131H258ZM23 133V134H24ZM47 133V132H46ZM49 133V132H48ZM140 133V132H139ZM3 134V133H2ZM39 134V133H38ZM250 134V133H249ZM258 134V133H257ZM16 135V136H15ZM15 135H13V136H15L13 139L12 138H10V140L9 139H7L6 137H3L4 135H2V136H0V210H3V211H1V212H4V214L6 213V212H9L10 214H9V218L11 219V218H13V219H8V221L7 220H5L4 219V221H7V225L9 226V225H12L13 224V222L15 223L14 225H13V227H14V229L13 230H9L8 228H6V227H8L7 225H6V229H7V231L5 230V228L3 229V228H0V230L2 231V229L4 230V232H2L3 234H0V264H28L29 262H32V264H50L51 262H53L54 264H73L74 263V261H76V260H78L79 261V259H81L82 261H81V263L82 262H84V260H87V259H85V257L87 256V254L85 255V251L87 250V249H84L83 248V246L81 245V247L83 248V249H76V248H74V246H73V242L75 241V243H76V240H77V242H79L80 240L79 239H81L82 238V236L84 235V237L85 238H87V236L85 235V234H82V236L80 235V231L81 230H83V229H81L80 227V230L78 231V229L79 228H75L77 231L75 232V229H74V234H73V231H72V237L70 238V235L71 234H69L68 235V233H66V230H65V223H64V221L61 219V216H60V213H61V209H63V208H61V206L60 205H55V209H54V212L51 214H46V213H48V210H49V208L48 207H46V206H42L43 208H38V209H36V211H34L33 212V216L32 215H28V212H29V202L30 201H33V200H35V199H37V198H40V197H42V198H44L45 199V201L46 200H51V198L53 197L52 195L55 193V189L56 188H58V187H60V186H58L59 185V179L57 180V179H55L54 178V176L52 177V175H53V173L52 174H49V173H47L48 171H47V169L44 167V169L46 170H43V168H42V170L38 167V166H36V167H38V168H36V167H34V166H32V165H34L33 163H32V165H31V161H30V156H29V154H28V151H29V149H28V151H27V149L26 148H28V147H25L24 145V141H22V139H23V137H21V136H17V134H15ZM115 135V134H114ZM130 135V134H129ZM141 135V134H140ZM6 136V135H5ZM25 136H26V134H25ZM24 136V137H25ZM31 136H33V135H31ZM38 136V135H37ZM40 136H42V135H40ZM40 136H39V138H40ZM109 136H111V135H109ZM140 137H142V140H144L143 139V136H140ZM28 138V137H27ZM30 138V137H29ZM72 138H74V139H72L71 141H69L71 144L70 145H68L69 146V152H72V154L73 153H77V155H78V151L79 150H81V148H82V146L83 145H81V144H83V142L82 141H80L81 139H80V137H76L75 138V136L74 137H72ZM77 138H79V139H77ZM95 138V137H94ZM97 138V137H96ZM115 138V137H114ZM255 138V137H254ZM25 139V138H24ZM34 139V138H33ZM41 140H42V138H40ZM48 139V138H47ZM47 139H43V141H41V140H38L40 143H38V145H39V147H38V149L40 150L39 152L41 153L42 152V154H43V152L44 151H46V150H50L51 151V149L53 148V144H52V142L51 141H49V140H47ZM71 139V138H70ZM108 139H110V137L108 138ZM108 139H106V141H108ZM149 139V138H148ZM141 139L139 138V135H138V133L135 131L134 133H131V136H130V146L132 147V148H135V150H136V147H138V145H139V147L138 148H140V144H141V141H140ZM146 140V139H145ZM152 141V140H151ZM254 141V140H253ZM258 141H259V139H258ZM26 142V141H25ZM82 142V143H81ZM250 141H248V143H249ZM107 143V142H106ZM105 143V144H106ZM248 143H247V145H248ZM259 143H260V141H259ZM26 144H28V143H26ZM253 144V143H252ZM257 144V143H256ZM85 145V144H84ZM87 145V144H86ZM104 145V144H103ZM109 145H111V148H113V149H109V148H107V150L109 149V151L111 152V151H113V150H115V152H117V153H119V152H121L122 151V149L124 148V146H120L119 147V149H118V146H119V142L117 143V141L116 140H114L113 138L112 139H110V141H109ZM108 145V146H109ZM27 146V145H26ZM80 146H81V148H80ZM126 146V145H125ZM128 146H129V142H128ZM241 146V147H242ZM253 146V145H252ZM255 146V145H254ZM253 146V147H254ZM30 147V146H29ZM33 147V146H32ZM88 147H91V146H89L88 145ZM104 147H105V145H104ZM107 147V146H106ZM248 148H249V146H247ZM246 147V148H247ZM256 147V146H255ZM34 148H36V147H34ZM100 148H102V147H100ZM99 148V149H100ZM127 148V147H126ZM132 148H128V149H130L129 151H131V153H132V150H134V149H132ZM142 148V147H141ZM247 148V149H248ZM251 148V147H250ZM257 148V147H256ZM256 148H254V149H256ZM30 149H31V151H30V154L33 152H37V153H34V155L36 156V154H37V156H38V150L36 149V151L34 150L33 151V148H31L30 147ZM104 149V148H103ZM117 149V150H116ZM120 149H121V151H120ZM125 149V148H124ZM123 149V150H124ZM132 149V150H131ZM144 149V148H143ZM153 149V148H152ZM67 150V149H66ZM65 150V151H66ZM84 150V149H83ZM86 150V149H85ZM88 150V149H87ZM119 150V151H118ZM157 150V149H156ZM52 151H54V150H52ZM68 151V150H67ZM82 151V150H81ZM89 151H90V149H89ZM102 151V150H101ZM100 151V152H101ZM105 151V150H104ZM104 151H102V152H104ZM129 151H127L126 149H125V151L123 152V153H126L127 152V154H128V152ZM141 151V150H140ZM148 151H149V149H148ZM155 151V150H154ZM158 151V150H157ZM157 151H155L156 153V155H157ZM160 151V152H161ZM177 151V153H175ZM241 150H239V152H240ZM244 151V150H243ZM248 151V150H247ZM101 152V154H103ZM108 151H106V153H107ZM121 152V153H122ZM136 152V151H135ZM147 152V151H146ZM145 152V153H146ZM181 152V151H180ZM238 152V153H239ZM39 153V154H40ZM86 153V152H85ZM105 153V152H104ZM112 153V152H111ZM116 153V155H117V158L118 157H120V156H118V154ZM130 153V152H129ZM136 153H139V152H136ZM135 153V154H136ZM154 153V152H153ZM241 153H243V152H241ZM67 154H68V152H67ZM81 154V153H80ZM93 154V153H92ZM134 154V153H133ZM134 154V155H135ZM177 154V155H176ZM240 154V153H239ZM238 154V155H239ZM245 154V153H244ZM246 154H248V160L249 161H253V162H255L256 160L255 159H258L259 157H257V156H259V154L257 155V153H256V151H253V150H250V151H248V153H246ZM264 154V153H263ZM34 155H33V157H34ZM75 155V154H74ZM91 155V154H90ZM96 155H97V153H96ZM108 155V154H107ZM106 155V156H107ZM122 155V154H121ZM124 155V154H123ZM122 155V156H123ZM126 155V154H125ZM133 155V156H134ZM139 155V154H138ZM180 155V154H179ZM40 156V155H39ZM42 156V155H41ZM70 156H71V154H70ZM111 156V155H110ZM131 156H132V154H131ZM130 155H129V158L131 157ZM132 156V157H133ZM161 156H163V155H161ZM165 156V155H164ZM170 156H168V157H170ZM185 156L187 157V155H184V157L183 158H185ZM193 156V157H194ZM241 156H243V154L241 155ZM245 156V155H244ZM262 156V155H261ZM33 157H32V159H33ZM79 157V156H78ZM82 157V156H81ZM96 157H98V156H95L94 157V155H93V158L95 159ZM126 157V156H125ZM136 157V156H135ZM172 157H174V156H172ZM179 157L182 159V157H181V155L180 156H178V159H179ZM240 157V156H239ZM67 158H68V156H67ZM75 158V157H74ZM77 158V157H76ZM82 158H85V157H82ZM107 158H108V156H107ZM155 158V157H154ZM158 158V157H157ZM192 159V157H189V160H191ZM210 158H212V157H210ZM209 158V159H210ZM242 158H245V157H242ZM247 158V157H246ZM264 158V157H263ZM31 159V160H32ZM37 159H40V157L38 158L37 157ZM130 159H132V158H130ZM136 159H139V158H136ZM159 159V158H158ZM162 159V158H161ZM163 159H165V158H163ZM169 158H167V160H168ZM177 159V160H178ZM214 159V157H213V160H215ZM224 159V160H223ZM35 160H36V158H35ZM67 160V159H66ZM77 160H80V159H77ZM93 160V159H92ZM116 160H119V159H116ZM124 160H125V158H124ZM146 160V159H145ZM193 160H194V162H195V159L193 158ZM197 160H196V162H197ZM211 160V159H210ZM219 160V159H218ZM218 160H217V162H218ZM219 160V161H220ZM241 160V159H240ZM243 160H245V159H243ZM255 160V161H254ZM261 160H263V159H261ZM260 160V161H261ZM84 161V160H83ZM86 161V160H85ZM121 161V160H120ZM144 161V160H143ZM147 161V160H146ZM165 161V160H164ZM170 161V160H169ZM174 161H175V159H174ZM179 161V160H178ZM182 161L183 162H185L183 159H182ZM186 161H188V157H187V159H186ZM192 161V160H191ZM207 161H209V160H207ZM212 161V160H211ZM242 161V160H241ZM12 162H14V163H12ZM91 162V161H90ZM98 162V161H97ZM141 162V161H140ZM161 162H162V160H161ZM189 162V161H188ZM187 162V163H188ZM193 162V163H194ZM214 162V161H213ZM216 162V163H217ZM227 162V161H226ZM242 162H247V161H242ZM69 163V162H68ZM102 163V162H101ZM131 163V162H130ZM171 163H173V162H171ZM180 163V162H179ZM203 163V162H202ZM201 163V164H202ZM206 163V162H205ZM210 163H212V162H210ZM215 163V164H216ZM229 163V162H228ZM241 163V162H240ZM259 163V162H258ZM72 164V163H71ZM87 164V163H86ZM141 164V163H140ZM159 164V163H158ZM208 164V163H207ZM260 164V163H259ZM15 166L16 168H18L19 169V167L21 168H24L25 169V171H24V173H25V179H24V177H23V180H24V182H22L23 184V186L22 187H20V186H13L11 183H10V172H11V170L9 171V169H7L8 168V166ZM68 165V164H67ZM66 165V166H67ZM84 165V164H83ZM92 165V164H91ZM97 165V164H96ZM95 165V166H96ZM111 165V164H110ZM147 165V164H146ZM172 165V164H171ZM170 165V166H171ZM194 165V164H193ZM213 165V164H212ZM211 165V166H212ZM217 165V164H216ZM71 166V165H70ZM78 166H81V165H78ZM88 166V165H87ZM86 165H85V167H87ZM100 166V165H99ZM105 166H107V165H105ZM116 166V165H115ZM115 166H113V167H115ZM154 166V165H153ZM157 166V165H156ZM169 166V167H170ZM176 166V165H175ZM174 166V167H175ZM186 166V165H185ZM196 166V165H195ZM207 166V165H206ZM255 166V165H254ZM260 166V165H259ZM262 166V165H261ZM108 167V166H107ZM120 167V166H119ZM172 167V166H171ZM181 167V166H180ZM194 167V166H193ZM192 167V168H193ZM199 167V166H198ZM200 167H202V166H200ZM251 167V166H250ZM257 167V166H256ZM264 167V166H263ZM13 168V167H12ZM21 168V169H22ZM66 168V167H65ZM64 168V169H65ZM88 168V167H87ZM91 168V167H90ZM90 168H88V169H90ZM101 168H102V166H101ZM103 168H105V167H103ZM126 169H128V168H132V166L131 167H125ZM165 168H167V167H165L164 166V169ZM177 168V167H176ZM179 168V167H178ZM184 168V167H183ZM188 168V167H187ZM195 168V167H194ZM197 168V167H196ZM205 168V167H204ZM215 168V167H214ZM222 168V167H221ZM228 168V167H227ZM260 168V167H259ZM39 169V170H38ZM67 169V168H66ZM65 169V170H66ZM71 169V168H70ZM76 169V168H75ZM95 169V168H94ZM110 169V168H109ZM115 169H117V168H115ZM114 169V170H115ZM172 169H173V167H172ZM175 169V168H174ZM199 169V168H198ZM202 169V168H201ZM211 169V168H210ZM254 169H256V168H254ZM17 170V169H16ZM68 170H69V167H68ZM68 170H66V172L68 171ZM79 170H80V167H79ZM123 170H125V169H123L122 167L121 168H118L116 171H109L110 172V174H108L109 172L108 171H105V172H108L107 173V176L106 177H104V179L106 178V180H113V181H118V182H120V181H122L123 179H125L123 176L125 175V173H123V172H126V170L125 171H123ZM132 170V169H131ZM131 170L130 169H128V171H130L131 172ZM136 170V169H135ZM151 170V169H150ZM153 170V169H152ZM155 170V169H154ZM157 170V169H156ZM178 170V169H177ZM187 170V169H186ZM220 170V169H219ZM229 170H230V168L229 169H224V171H221V172H219L218 173V175H217V177H216V180H215V182L217 183V186H219L218 188L219 189H221V190H223V193H224V191H226L227 190V192H231L232 194L234 193L235 195L236 194H238L237 192H241L242 191V189H241V191H239L240 190V188H241V182H239V181H235L234 179L235 178H233L231 175H230V173L231 172H229ZM248 170V169H247ZM252 171H250V169H249V171H247L246 172V174H247V177L248 178H250V179H248V181L250 180V183H252V184H250L251 186L253 185L254 186V189H255V186H257V185H259L262 181H263V177H262V174L261 173H259V172H256V170L255 171H253V168L251 169ZM70 171V170H69ZM68 171V172H69ZM83 171V170H82ZM133 171V170H132ZM181 171V170H180ZM197 171V170H196ZM212 171V170H211ZM210 170H209V172H211ZM258 171V170H257ZM15 172V171H14ZM50 172V171H49ZM79 172V171H78ZM179 172V171H178ZM188 172V171H187ZM192 172V171H191ZM198 172V171H197ZM204 172H205V170H204ZM208 172V171H207ZM206 172V173H207ZM213 172H214V170H213ZM218 172V171H217ZM22 175H23V173L22 172H20ZM127 173V172H126ZM134 173V172H133ZM142 173V172H141ZM185 173V172H184ZM199 173V172H198ZM202 173V172H201ZM206 173H205V175H206ZM212 173V172H211ZM69 174V173H68ZM79 174V173H78ZM106 174V173H105ZM123 174V175H122ZM136 174H139V173H136ZM200 174V173H199ZM204 173H202V175H203ZM208 174V173H207ZM12 175V174H11ZM85 175V174H84ZM149 175V174H148ZM204 175V176H205ZM213 175H215V174H213ZM82 176V175H81ZM145 176V175H144ZM143 176V177H144ZM187 177L186 178H188V176L189 175H186ZM194 176V175H193ZM231 176V177H230ZM62 177H64V176H62ZM87 177V176H86ZM91 177H93L92 175H91ZM128 177V176H127ZM132 177V176H131ZM136 177H138V176H136ZM197 178L199 177V176H196ZM202 177V176H201ZM200 177V178H201ZM206 177H208V175L207 176H205V178ZM213 177V176H212ZM192 177H190V179H191ZM193 179L192 178V182L191 181H188L189 183L191 182L192 184L194 183V185H195V182H197V185H198V182H199V180L198 179ZM214 178V177H213ZM231 178H233V179H231ZM92 179V178H91ZM90 179V180H91ZM140 179V178H139ZM157 179V178H156ZM190 179H188V180H190ZM72 180V179H71ZM71 180H69V182L71 181ZM77 180V179H76ZM84 180H85V178H84ZM93 180H95V179H93ZM106 180H104V181H106ZM127 180H129V179H127ZM173 180V179H172ZM171 180V181H172ZM186 180V179H185ZM195 180V181H194ZM202 180L203 179H201V183L199 182V185L198 186H200V184H202ZM207 180V179H206ZM205 180V181H206ZM209 180H210V177H209ZM209 180H207V181H209ZM22 181V180H21ZM68 181V180H67ZM73 181V180H72ZM75 181V180H74ZM79 181V180H78ZM124 181V180H123ZM131 181V180H130ZM140 181V183L142 182L141 180H139ZM144 181V180H143ZM170 181V182H171ZM176 181H177V179H176ZM207 181L205 182V183H207ZM11 182H12V180H11ZM92 182V181H91ZM128 182V181H127ZM132 182V181H131ZM131 182H128V183H130L131 184ZM147 182V181H146ZM149 182V181H148ZM157 182V181H156ZM156 182H154V183H156ZM179 182V181H178ZM183 182H186V181H183ZM187 182V184L189 185H187V187H189V189H190V184ZM203 182H204V180H203ZM210 182V181H209ZM212 182H214V181H212ZM17 183V182H16ZM60 183H61V181H60ZM76 183H77V181H76ZM81 183V182H80ZM90 183V182H89ZM126 183V182H125ZM133 183V182H132ZM136 183V182H135ZM205 183H204V185H205ZM263 183V182H262ZM96 184V183H95ZM94 184V185H95ZM104 185L105 184H107V183H103ZM102 183H101V187H104V186H102L103 185ZM121 184V183H120ZM129 184V185H130ZM144 184V183H143ZM172 184V183H171ZM180 185H181V183H179ZM183 184V183H182ZM191 184V185H192ZM208 184V183H207ZM212 184V183H211ZM264 184V183H263ZM78 185V184H77ZM81 185V184H80ZM83 185V184H82ZM85 185V184H84ZM135 184H133V186H134ZM150 185V184H149ZM185 185V183L183 184V186ZM92 186H93V184H92ZM136 186H138V185H136ZM136 186H134L135 187V189H136ZM144 187L146 186V183L143 185ZM155 186H156V188H157V190H159L158 188L159 187H161L162 188V186L159 184V187H157L158 186V184H155ZM155 186H154V188H155ZM183 186L181 187V188H183ZM197 186V187H198ZM213 186V185H212ZM252 186V187H253ZM263 186V185H262ZM132 187V186H131ZM141 187V186H140ZM174 189L176 188V189H178L179 188V186H177L176 187V185H174V186H172ZM186 186H184V188H185ZM192 187V186H191ZM195 187V186H194ZM208 187H210V186H208ZM214 187V186H213ZM243 187V186H242ZM258 187V186H257ZM133 188V187H132ZM156 188L154 189V190H156ZM173 188H170V189H173ZM200 188V187H199ZM258 188H260V186L258 187ZM96 189V188H95ZM100 189V188H99ZM98 189V190H99ZM134 189V188H133ZM139 189V188H138ZM151 189H153V187H152V185H151ZM166 189V188H165ZM195 189V188H194ZM204 189H206V188H204ZM102 190H104V191H102ZM147 191H148V189H146ZM150 190V189H149ZM162 190V189H161ZM179 190V189H178ZM181 191L183 190V189H180ZM188 190V189H187ZM213 190H214V188H213ZM216 190V189H215ZM99 191H102V192H100L101 194V196L100 195H98V196H100L101 197V202L100 203H102L103 201H106V200H108L109 199V197H110V191H109V189L108 188H106V185H105V187L104 188H102L101 190H99ZM140 191H141V188H140ZM151 191V190H150ZM220 190H218V192H219ZM243 191H245V190H243ZM243 191H242V193H243ZM96 192V191H95ZM98 192V191H97ZM96 192V193H97ZM136 192H138V191H136ZM143 192V191H142ZM159 192H163L164 193V191H158L157 193L159 194ZM167 192V191H166ZM177 192V191H176ZM175 191H173V194L174 193H176ZM201 192V191H200ZM204 192V191H203ZM216 192V191H215ZM226 192V193H227ZM95 193V194H96ZM180 193V192H179ZM182 193V192H181ZM222 192L220 193L221 195L223 194ZM99 194V193H98ZM154 194L155 195H157L155 192H154ZM168 194V193H167ZM219 194V195H220ZM240 194V193H239ZM161 195V194H160ZM176 195V194H175ZM235 195H234V197H235ZM97 196V197H98ZM165 196V195H164ZM168 196V195H167ZM167 196H166V198H167ZM171 196V195H170ZM174 196V195H173ZM173 196H172V200H174L173 199ZM67 197H69V196H67ZM79 197V196H78ZM162 197V196H161ZM224 197V196H223ZM227 197V196H226ZM47 198V199H46ZM80 198V197H79ZM78 198V199H79ZM163 198V197H162ZM165 198V197H164ZM169 196H168V200H169ZM228 198V197H227ZM66 199H68V198H66ZM72 199V198H71ZM90 199V198H89ZM170 199V200H171ZM11 200H13L12 202H10ZM69 200V199H68ZM68 200H67V204H68ZM73 200V199H72ZM71 200V201H72ZM97 200V199H96ZM165 200V199H164ZM167 200V199H166ZM169 200V201H170ZM170 201V202H173V201ZM224 200H226V198L224 199ZM98 201V203H99V200H97ZM97 201H95V203H97ZM94 202V201H93ZM71 203V202H70ZM78 203V202H77ZM91 203V202H90ZM106 202H104V204H105ZM167 203H168V201H167ZM67 204H66V206H67ZM107 204V203H106ZM172 204H175V203H172ZM171 204V205H172ZM65 205V204H64ZM71 205V204H70ZM69 205V206H70ZM78 205V204H77ZM77 205H75V203H74V206H77ZM171 205H169L168 204V206L170 207ZM101 204H100V208H101ZM92 207V206H91ZM94 207V206H93ZM176 207V206H175ZM66 208V207H65ZM96 208H98V204H97V206H96ZM99 208V209H100ZM104 207H102V212H103V210H105V209H103ZM65 210V209H64ZM63 210V211H64ZM95 210V209H94ZM169 210V209H168ZM6 211V212H5ZM96 211V210H95ZM98 211V210H97ZM0 212V215L2 214ZM21 212V213H20ZM66 213H67V211H66ZM169 213V212H168ZM171 213V212H170ZM8 214V213H7ZM32 214V213H31ZM65 214V213H64ZM106 214L107 213H105V214H103L102 216H101V218L103 217V219H104V217L106 216ZM105 215V216H104ZM131 215V214H130ZM8 216V215H7ZM20 216V217H19ZM24 216H25V218H24ZM68 216V215H67ZM76 216V215H75ZM75 216H73V218L75 217ZM109 215L107 214V217H108ZM128 216V215H127ZM132 216V215H131ZM6 218V216H4L3 214L0 216V218ZM15 217H17V218H15ZM22 217V218H21ZM70 217V216H69ZM106 217V218H107ZM129 217V216H128ZM128 217H125V218H128ZM133 217V216H132ZM172 217V216H171ZM257 217V216H256ZM19 218V220H22V221H19V220H17L16 221V219H18ZM78 218V217H77ZM105 218V219H106ZM123 219H124V215H123V217H122ZM264 218V217H263ZM15 219V221H13ZM76 219V218H75ZM74 219V220H75ZM79 219V218H78ZM104 219V220H105ZM122 219V220H123ZM130 219V218H129ZM257 219V218H256ZM77 220V219H76ZM104 220H103V222H104ZM125 220V219H124ZM12 223H11V222ZM86 221V220H85ZM98 221H99V219H98ZM100 221H101V219H100ZM10 222V223H9ZM78 222V221H77ZM76 222V224H78ZM84 222V221H83ZM87 222V221H86ZM102 222V221H101ZM123 222V221H122ZM121 222V223H122ZM126 222H127V220H126ZM262 222H263V220H262ZM81 223V222H80ZM88 223V222H87ZM124 223V222H123ZM53 224H57V226H53ZM128 224V223H127ZM264 224V223H263ZM101 225H103V224H101ZM78 226V225H77ZM1 227H2V225H1ZM12 227V226H11ZM87 227V226H86ZM90 227V226H89ZM10 228V227H9ZM84 228V227H83ZM263 228V227H262ZM11 229V228H10ZM86 229V228H85ZM85 229L83 230V232L85 231ZM264 229V228H263ZM72 229H70V231H71ZM259 230H260V228H259ZM83 232H81V233H83ZM66 233V234H65ZM76 233V234H75ZM85 233V232H84ZM238 233H241V232H238ZM244 233V232H243ZM96 234H98V233H96ZM95 234V235H96ZM255 234V233H254ZM69 237H67V236ZM238 235V234H237ZM236 234H235V236H237ZM100 236V235H99ZM249 236H251V235H249ZM95 237H97V236H95ZM240 237H242L241 239H240ZM240 237H235V239H234V237H232L233 239H234V243H235V245H234V243H233V245L234 246H236L237 248H241V247H243L244 246V248L247 246V245H249L250 246V248H251V250H252V253H253V259H252V261H251V264H256L257 262H258V260L260 259V253H261V251H262V249H263V243L261 242V241H257V242H255L254 244H252L251 243V245H250V241H248L247 240V238H243V237H245V236H240ZM84 238V239H85ZM237 238V239H236ZM249 238V237H248ZM83 239V240H84ZM99 239V238H98ZM100 239H103L102 237H100ZM105 239V238H104ZM115 239V238H114ZM222 239V238H221ZM243 239V240H242ZM244 239L246 240V242L244 241ZM251 239V238H250ZM249 239V240H250ZM37 241L38 243H40V245L39 246H37L38 244L36 243V245H35V243H33V241ZM79 240V241H78ZM82 240V241H83ZM97 240V239H96ZM106 240L108 241H105L107 244V247L108 248H111L110 246H112L113 245V243H112V238H110V237H106ZM253 240V239H252ZM251 240V241H252ZM97 241H100V240H97ZM249 243H248V242ZM218 242H223V241H218ZM233 242V240L231 241V243ZM79 243H81V242H79ZM79 247V246H78ZM80 247V248H81ZM98 247L100 248V246L98 245ZM248 247V246H247ZM98 248V249H99ZM241 250V249H240ZM100 251V250H99ZM98 250L97 251H95L94 252V257H95V259L97 260V258L96 257H98V255H99V257H100V252H99ZM100 253V254H99ZM224 255H225V253H223ZM98 257V258H99ZM84 259V260H83ZM47 262H50V263H47ZM209 262V261H208ZM211 262H212V260H211ZM211 262H209V263H211ZM250 262V261H249ZM186 264H195L194 263V259H193V261H192V258H190L189 257V260L187 259V262H186ZM212 264V263H211ZM257 264H259V263H257Z\"/></svg>",
    "mask_w": 264,
    "mask_h": 264
}]
</instances>
